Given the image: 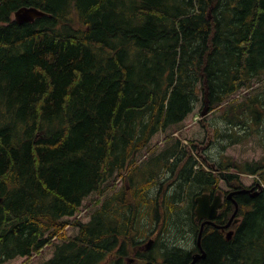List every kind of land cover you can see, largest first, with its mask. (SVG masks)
Here are the masks:
<instances>
[{
    "label": "trees",
    "instance_id": "1",
    "mask_svg": "<svg viewBox=\"0 0 264 264\" xmlns=\"http://www.w3.org/2000/svg\"><path fill=\"white\" fill-rule=\"evenodd\" d=\"M21 6L47 14L19 24L13 13ZM261 80L264 0H0V264L39 253L53 238L54 254L40 264H98L114 249L127 256L131 196L125 185L106 192L118 177L126 183L156 132L199 104L226 123L215 127L221 152L256 132L263 153L242 163L220 158L209 170L189 157L162 229L186 222L192 238L196 193L220 180L243 187L240 174L264 184V85L251 88ZM241 89L242 99L234 97ZM176 153L187 151L176 142L148 161L156 170L133 188L135 206L149 201L158 169H172ZM92 193L102 204L66 235L65 217ZM235 200L240 223L229 239L204 226L197 264H264V189ZM232 209L224 206L216 223ZM172 211L183 221L170 222ZM176 253V264H189L186 251ZM165 254L168 264L167 246Z\"/></svg>",
    "mask_w": 264,
    "mask_h": 264
},
{
    "label": "flooded vegetation",
    "instance_id": "2",
    "mask_svg": "<svg viewBox=\"0 0 264 264\" xmlns=\"http://www.w3.org/2000/svg\"><path fill=\"white\" fill-rule=\"evenodd\" d=\"M191 147V146H190ZM181 159L171 160L174 163V167L169 170H164V172L157 173V177H155V184L150 186L148 190L149 201L143 202L140 201L136 206L133 204V194L130 193L131 198L127 200V256H123V258H117L118 254H114L116 249L111 252H106L105 257L98 264H163L166 259L165 254V246H167L170 250H172V254H170V261L168 264H176L180 262L178 259L179 254H183V251L187 252V260L188 263L191 262L193 254L199 252V248L196 246L195 238L197 233H192V238H188V227L186 222L180 224V227L174 231V225L169 226V231H164L162 228L166 221L167 209L166 206L168 203L167 199L172 198L174 196L177 187L179 186V182H183V178H186L188 167L187 163H189V158L184 162L178 177L172 180L175 175V167L179 164ZM156 170V169H155ZM154 170V171H155ZM184 173V174H182ZM150 174L146 173L143 177L142 182L138 185L141 188L149 179ZM240 179V178H239ZM224 183V186L228 189H223L220 183ZM136 186V185H135ZM132 186V187H135ZM129 186L127 181V189L132 188ZM183 187H186V183H183ZM253 188L248 191H237L243 188ZM260 187L257 186V181H253L251 185L243 186L239 188H234L227 186V184L220 180L213 188L208 187L206 191L196 193L193 198V214L192 221L193 226H199L201 222L204 220L203 218L197 219L195 214V197L201 193H206L209 195V202L212 203L215 196H219V207L217 210V215L221 212L222 208L228 204L233 206L234 210V202L236 201V196H241V194L247 195V197H254L260 191ZM232 192L231 197H228V193ZM180 204H184V201H181ZM224 211V210H223ZM232 213V211H231ZM230 213V215H231ZM169 221L175 222L183 221V216L175 214L173 211L169 212ZM214 220L216 222V217ZM229 215V216H230ZM235 217H238L235 215ZM176 219V220H175ZM240 223V218L237 220L238 224ZM210 226L216 228V230L225 233V230L222 231L216 226L212 224H205V226ZM230 228V226L228 227ZM197 229V230H198ZM232 229V228H230ZM177 241L176 243L173 241ZM192 243V244H191ZM174 250V251H173ZM185 255V254H183ZM186 256V255H185ZM201 259L197 260L194 264L199 263Z\"/></svg>",
    "mask_w": 264,
    "mask_h": 264
},
{
    "label": "rangeland",
    "instance_id": "3",
    "mask_svg": "<svg viewBox=\"0 0 264 264\" xmlns=\"http://www.w3.org/2000/svg\"><path fill=\"white\" fill-rule=\"evenodd\" d=\"M258 85L262 87L264 85V80H261L258 83L254 81L251 88L254 90ZM244 94H246V89H241L235 93L236 97L239 99H242ZM199 107V104H197L194 108V111L188 114L178 125H174L166 131L155 133L150 139L147 147L138 153L137 159L142 158V162H139V164L141 165L145 163L146 159H149L151 155L162 152L166 148L175 144L178 140L180 141L178 145L179 149L180 146H183L182 144L184 141L187 142V144L191 146L190 151H193V153L197 155L200 160H203V158L206 159V155H208V162L214 163V167H217V163L219 162L220 158L239 163L258 160L261 158L263 153L261 146L262 140L259 138L256 132H253L244 139L229 145L223 150V152H221L220 143L218 140H215V127H218L219 129H225L227 127L226 123L218 118L220 111L208 113V115L204 117L203 122H201L199 120L201 116L198 113ZM174 133L177 134L175 135ZM148 154L149 156L147 157ZM140 170L141 169L138 168L136 171L138 172ZM141 179L142 177L140 176L135 177L136 182H139ZM240 180L242 184L248 186L253 183L254 178L245 174L240 175ZM112 182L114 181L110 180L109 184L111 185ZM122 182L123 180L119 178L116 179V182H114L116 184H114L111 189L107 190L106 195H110L112 192L116 191ZM220 184L222 185L223 189H228L224 186V183L221 182ZM97 198L98 195L96 193H92L83 200L81 207H86L87 213L81 218L82 221H87L89 215H91L93 210L99 206V203H94V200ZM65 232L66 235L72 236L77 233V228L74 225H70L65 229ZM52 243V245L45 247L34 260L17 256L2 264H38L52 256L54 246L59 243V239H52Z\"/></svg>",
    "mask_w": 264,
    "mask_h": 264
},
{
    "label": "water",
    "instance_id": "4",
    "mask_svg": "<svg viewBox=\"0 0 264 264\" xmlns=\"http://www.w3.org/2000/svg\"><path fill=\"white\" fill-rule=\"evenodd\" d=\"M45 14L46 13L44 10L39 9L36 6H21L15 11L14 16H15V20L18 23H25V22L34 21L36 18L41 17ZM180 166L178 167V169L180 168ZM178 169H177V172H178ZM252 189L253 188H250L249 190H252ZM242 191H248V190L242 189ZM232 194L233 193L230 192L228 194V197H230ZM195 202H196L195 213H196L197 219L204 218L205 221L201 223L199 232L197 235V239H196V245L198 246L201 252H197L193 255L190 264H194L197 260L205 257V252L201 248L202 230H203V226L205 223L213 224L212 219L216 216L217 209L219 207V196H215L213 202L210 203L208 194L203 193L201 195H198L195 198ZM234 206H235V209L233 213L231 214L230 218L228 219V221L225 224L218 226L219 228L225 229L232 223V221L233 223L237 222L238 219L234 218L237 212L236 202H234ZM232 232H233L232 230H228L225 232V236L227 239L231 237Z\"/></svg>",
    "mask_w": 264,
    "mask_h": 264
},
{
    "label": "bare ground",
    "instance_id": "5",
    "mask_svg": "<svg viewBox=\"0 0 264 264\" xmlns=\"http://www.w3.org/2000/svg\"><path fill=\"white\" fill-rule=\"evenodd\" d=\"M140 10V9H139ZM137 108H139V107H137ZM240 260V259H239Z\"/></svg>",
    "mask_w": 264,
    "mask_h": 264
}]
</instances>
